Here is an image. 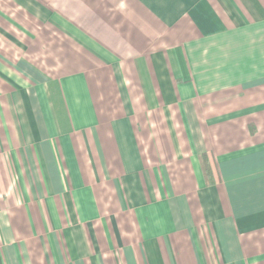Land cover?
Instances as JSON below:
<instances>
[{
  "label": "crops",
  "instance_id": "1",
  "mask_svg": "<svg viewBox=\"0 0 264 264\" xmlns=\"http://www.w3.org/2000/svg\"><path fill=\"white\" fill-rule=\"evenodd\" d=\"M0 264H264V0H0Z\"/></svg>",
  "mask_w": 264,
  "mask_h": 264
},
{
  "label": "trees",
  "instance_id": "2",
  "mask_svg": "<svg viewBox=\"0 0 264 264\" xmlns=\"http://www.w3.org/2000/svg\"><path fill=\"white\" fill-rule=\"evenodd\" d=\"M202 160H203V170H204V172L209 173V171H210L209 170V164L207 162V158H206L205 155L202 157Z\"/></svg>",
  "mask_w": 264,
  "mask_h": 264
}]
</instances>
